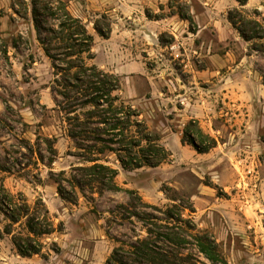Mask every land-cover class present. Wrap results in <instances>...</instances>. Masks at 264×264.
Masks as SVG:
<instances>
[{
    "label": "rangeland",
    "instance_id": "1",
    "mask_svg": "<svg viewBox=\"0 0 264 264\" xmlns=\"http://www.w3.org/2000/svg\"><path fill=\"white\" fill-rule=\"evenodd\" d=\"M54 1L93 37L87 64L117 77L112 95L140 113L170 157L123 170L104 151L101 163L117 170L120 190H73L69 180L83 166L78 146L95 143L76 137L75 118L95 121L85 117L89 107L74 113L60 96L62 81L37 41L31 0H0V176L12 195L44 204L55 228L31 258L18 256L3 235L0 264H136L131 245L146 236L140 220L156 214L142 204L164 209L175 201L191 208L184 217L215 239L229 264H264V97L251 90H264V35L246 42L227 19L236 9L264 25V0L243 7L235 0ZM95 22L110 25L107 39ZM55 24L48 19L43 27ZM240 93L247 95L242 104L235 101ZM190 119L217 140L215 149L198 154L181 141ZM130 200L135 208L125 209ZM6 224L0 214V231ZM11 230L25 234L24 220ZM180 253L209 264L190 246Z\"/></svg>",
    "mask_w": 264,
    "mask_h": 264
},
{
    "label": "trees",
    "instance_id": "2",
    "mask_svg": "<svg viewBox=\"0 0 264 264\" xmlns=\"http://www.w3.org/2000/svg\"><path fill=\"white\" fill-rule=\"evenodd\" d=\"M235 1L243 7L248 0ZM233 14L238 15L239 12L236 9L228 12L227 19L244 41L263 37L264 25L240 15L237 19ZM31 19L37 41L51 60L55 76L62 81L60 96L70 102L74 113L77 109L89 107L85 117L95 121L90 123L75 118V128L81 132L76 137L83 142L93 137L95 143L78 146L83 150V166L77 167L74 172L78 174L69 180L72 189L81 191L90 188L98 194L120 190L115 182L117 170L101 163L99 157L104 151L113 153L123 170L156 167L166 161L170 153L160 143L159 135L147 128L136 109L112 95L120 87L117 77L93 64H87L92 59L93 37L83 23L68 12L65 4L54 0H31ZM48 19L56 21L55 28L43 27ZM94 30L103 39H107L111 32L109 24L102 29L97 22L94 23ZM90 125H94L93 128ZM181 141L198 154H207L217 146V140L205 133L194 119L184 125ZM57 190L61 193L62 187L58 183ZM125 192L135 194L131 190ZM135 200L142 203L136 194ZM142 205L153 209L156 214L139 218L144 223L146 236L131 245L136 264H192L190 256L180 253V249L187 246L192 247L209 264H229L221 255L215 239L209 233L197 230L191 219L184 217V210L193 212L191 208L176 201L164 209ZM127 207L125 209L135 208L134 201L130 200ZM0 214L7 221L3 231H0V238L3 235L11 236L13 247L22 258L41 255L44 238L55 231L44 204L40 202L30 206L21 195H12L0 176ZM22 220L25 234H13L12 225ZM114 262L124 264L122 260Z\"/></svg>",
    "mask_w": 264,
    "mask_h": 264
},
{
    "label": "crops",
    "instance_id": "3",
    "mask_svg": "<svg viewBox=\"0 0 264 264\" xmlns=\"http://www.w3.org/2000/svg\"><path fill=\"white\" fill-rule=\"evenodd\" d=\"M262 86L261 85H258V86H255L254 88H251V90L253 91H256L258 92V95L260 96H263L264 97V90H262ZM249 90V89H248ZM252 98V97H251ZM247 99V95L243 94V93H240L236 96V99L235 101H240L241 104H242V101L243 100H246ZM253 99V98H252ZM215 149V148H214Z\"/></svg>",
    "mask_w": 264,
    "mask_h": 264
}]
</instances>
